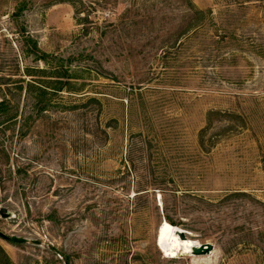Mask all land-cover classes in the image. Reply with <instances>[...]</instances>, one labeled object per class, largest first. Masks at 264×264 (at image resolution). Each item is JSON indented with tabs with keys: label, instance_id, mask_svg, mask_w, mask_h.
I'll return each mask as SVG.
<instances>
[{
	"label": "rangeland",
	"instance_id": "rangeland-1",
	"mask_svg": "<svg viewBox=\"0 0 264 264\" xmlns=\"http://www.w3.org/2000/svg\"><path fill=\"white\" fill-rule=\"evenodd\" d=\"M193 1L0 0V264H264V0Z\"/></svg>",
	"mask_w": 264,
	"mask_h": 264
},
{
	"label": "bare ground",
	"instance_id": "bare-ground-1",
	"mask_svg": "<svg viewBox=\"0 0 264 264\" xmlns=\"http://www.w3.org/2000/svg\"><path fill=\"white\" fill-rule=\"evenodd\" d=\"M177 230L183 229L168 220H164L161 222L157 234L158 246L172 257L177 256L181 252L191 253L192 247L199 244V242L191 238L181 237Z\"/></svg>",
	"mask_w": 264,
	"mask_h": 264
},
{
	"label": "trees",
	"instance_id": "trees-1",
	"mask_svg": "<svg viewBox=\"0 0 264 264\" xmlns=\"http://www.w3.org/2000/svg\"><path fill=\"white\" fill-rule=\"evenodd\" d=\"M58 2H63V1H68L70 2L74 7H76V14L80 15L81 14V10H79V8H77V1L78 0H57ZM83 2V1H82ZM187 11H189V15H190V20L186 22V25L183 28V32L185 31H189V30H194V31H198L201 28H203L205 25V19H206V13L205 11H203L202 9H199L196 7V4L194 3L193 0H187ZM81 17V15H80ZM83 19V18H81ZM107 27V26H106ZM36 45V44H35ZM95 100H98L97 98H93ZM166 219H168V221L172 224H174L173 220L167 216ZM175 225V224H174ZM12 243H17L20 241L19 238L13 237V238H8ZM181 258L183 256H180Z\"/></svg>",
	"mask_w": 264,
	"mask_h": 264
},
{
	"label": "water",
	"instance_id": "water-1",
	"mask_svg": "<svg viewBox=\"0 0 264 264\" xmlns=\"http://www.w3.org/2000/svg\"><path fill=\"white\" fill-rule=\"evenodd\" d=\"M0 214L2 217H11V212L8 209L1 205L0 203ZM166 220V219H164ZM163 220V221H164ZM177 232L181 235V237H186V232L184 230H177ZM160 245V244H159ZM214 250V244L211 242H203L192 247V254L195 255H209Z\"/></svg>",
	"mask_w": 264,
	"mask_h": 264
}]
</instances>
